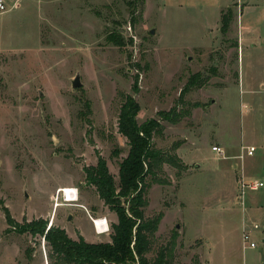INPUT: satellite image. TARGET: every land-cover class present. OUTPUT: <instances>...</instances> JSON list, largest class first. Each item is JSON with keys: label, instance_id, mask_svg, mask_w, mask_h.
I'll return each instance as SVG.
<instances>
[{"label": "rangeland", "instance_id": "obj_1", "mask_svg": "<svg viewBox=\"0 0 264 264\" xmlns=\"http://www.w3.org/2000/svg\"><path fill=\"white\" fill-rule=\"evenodd\" d=\"M2 1L0 264H66L41 236L11 228L7 211L19 225L44 219L74 240L111 241L117 215L85 168L101 157L118 184L126 96L139 124L160 122L153 147L179 164L146 179L144 217L160 220L147 257L264 264V229L254 249L242 239L248 225L264 228V187L243 188L264 183V0ZM240 26L255 49L241 50ZM61 188L78 201L55 207ZM91 217L107 218L109 233Z\"/></svg>", "mask_w": 264, "mask_h": 264}, {"label": "trees", "instance_id": "obj_2", "mask_svg": "<svg viewBox=\"0 0 264 264\" xmlns=\"http://www.w3.org/2000/svg\"><path fill=\"white\" fill-rule=\"evenodd\" d=\"M233 16L232 9L222 13L223 34L228 32ZM110 41L121 45L114 38ZM139 113L138 102L132 96H126L120 109L118 128L119 133L128 140L129 152L120 163L118 184L107 162L101 157L96 166L85 168L88 183L96 187L100 199L117 215L118 222L112 225L110 242L89 243L82 236L74 240L64 229L49 226L44 219L19 225L7 211L6 219L11 228L20 233L41 236L53 254L66 264H168L164 252H160L154 260L147 257L151 236L157 231L160 220H146L144 217L149 187L146 179L154 176L156 169L165 163L175 167L179 164L153 147L152 140L161 131L160 122L152 119L139 124Z\"/></svg>", "mask_w": 264, "mask_h": 264}, {"label": "built area", "instance_id": "obj_3", "mask_svg": "<svg viewBox=\"0 0 264 264\" xmlns=\"http://www.w3.org/2000/svg\"><path fill=\"white\" fill-rule=\"evenodd\" d=\"M5 6L3 5V1H0V9L4 10ZM214 151H220L219 148H214ZM256 151L255 147L249 148V154L253 155ZM264 187L263 182L255 181V182H249L244 183L243 188L249 189L250 191H257ZM79 199V192L77 188H61L57 192V197L55 199V207L67 205V204H73L76 203ZM94 231L97 235H103L106 233H109L110 226L107 218H98L94 219L91 217ZM100 227H103V229H100ZM261 229V226L259 224H251L248 225L246 228H244L242 233V239L243 243L246 247L249 248H256L257 247V241H256V234Z\"/></svg>", "mask_w": 264, "mask_h": 264}, {"label": "crops", "instance_id": "obj_4", "mask_svg": "<svg viewBox=\"0 0 264 264\" xmlns=\"http://www.w3.org/2000/svg\"><path fill=\"white\" fill-rule=\"evenodd\" d=\"M241 27V35H240V48L241 50L244 52L245 49H248V48H252V49H255L257 47V44L255 43H251L250 45V42L251 40L248 39L247 37H245L246 34H244V30H246L245 27L243 26H240ZM83 237V236H82ZM84 238V237H83ZM85 239V238H84ZM86 240V239H85ZM87 241V240H86ZM96 243V242H95Z\"/></svg>", "mask_w": 264, "mask_h": 264}, {"label": "water", "instance_id": "obj_5", "mask_svg": "<svg viewBox=\"0 0 264 264\" xmlns=\"http://www.w3.org/2000/svg\"><path fill=\"white\" fill-rule=\"evenodd\" d=\"M152 33H154V30H152ZM81 84L79 82V77L76 78V80L73 81L74 87H79ZM69 219H71V216H69Z\"/></svg>", "mask_w": 264, "mask_h": 264}]
</instances>
